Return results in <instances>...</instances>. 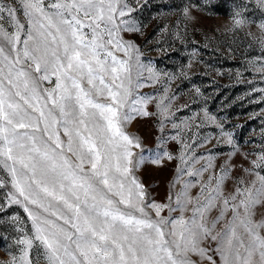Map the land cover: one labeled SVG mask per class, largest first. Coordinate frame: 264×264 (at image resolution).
I'll use <instances>...</instances> for the list:
<instances>
[{
    "label": "snow or ice",
    "instance_id": "1",
    "mask_svg": "<svg viewBox=\"0 0 264 264\" xmlns=\"http://www.w3.org/2000/svg\"><path fill=\"white\" fill-rule=\"evenodd\" d=\"M146 3L0 0V212L18 205L32 222L34 234L15 241L23 246L21 264H33L34 242L36 264H264V145L243 153L207 109L180 123L170 119L178 96L168 95V84L187 73H160L125 38L143 35L134 14ZM256 4L264 10V0ZM244 10L233 14L229 31L250 29ZM182 15L196 20L187 6ZM256 27L262 55L252 69L264 76V21ZM162 75L168 81L152 113L155 97L139 89ZM152 115L161 117L160 132L164 120L178 130L155 137V148L126 130ZM209 123L220 138L193 133L191 143L180 140L179 156L165 147ZM201 148L206 154H197ZM173 160L175 175L158 202L138 173Z\"/></svg>",
    "mask_w": 264,
    "mask_h": 264
},
{
    "label": "rangeland",
    "instance_id": "2",
    "mask_svg": "<svg viewBox=\"0 0 264 264\" xmlns=\"http://www.w3.org/2000/svg\"><path fill=\"white\" fill-rule=\"evenodd\" d=\"M192 5L197 7L192 8ZM242 5L246 8L243 16L254 23L250 29L229 31L233 14L240 11ZM186 6L196 17L195 21L184 19L182 12ZM134 15L141 24L143 35L125 34V38L140 46L144 53L142 60H150L160 73L178 77L181 71L187 73V78L173 79L168 84V95L175 93L178 96L172 105L175 115L170 119L180 123L194 113L203 116L202 109H207L223 125V131L232 133L243 153L259 152L260 146L264 145V96L256 89H264V76L252 69V63H258L254 58L262 55L255 37L260 35L256 25L264 21V10L256 0H147ZM249 31L252 35H248ZM167 81L168 77L162 75L159 83L139 89L140 94L155 97L147 105V111L157 113L156 105L164 95L162 86ZM51 86L47 82L44 84V87ZM197 88L200 93L195 91ZM185 104L188 106L176 111L178 106ZM160 121L159 115L137 117L126 130L140 136L147 147L155 148V137H169L178 131L172 128L169 120H164V131L160 132ZM199 122L200 117H197L194 123ZM220 132V128L210 123L199 129L193 127L191 132L184 130L176 141L169 140L165 147L179 156L181 139L191 143L189 137L193 133L197 139L204 136L220 138ZM214 144L215 139L206 147L211 148ZM222 150L228 152L231 149L225 145ZM200 153L206 154V149H198L197 154ZM240 159L239 155L234 158L237 162ZM178 163L179 160L166 161L164 167L146 166L138 173L156 201L165 200ZM240 174L238 170L234 172V175ZM4 175L0 171V176ZM5 191L0 189V203H6ZM25 234L31 237L34 232L31 220L20 206L12 205L0 212V264H7L13 257L16 264H21L19 258L23 246L15 241ZM35 244L29 254L33 264H36L37 255Z\"/></svg>",
    "mask_w": 264,
    "mask_h": 264
}]
</instances>
